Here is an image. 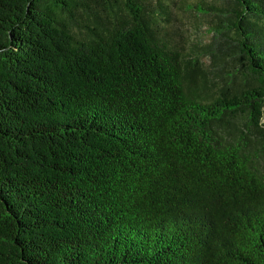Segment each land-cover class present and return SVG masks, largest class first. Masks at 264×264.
I'll return each instance as SVG.
<instances>
[{
    "label": "trees",
    "instance_id": "obj_1",
    "mask_svg": "<svg viewBox=\"0 0 264 264\" xmlns=\"http://www.w3.org/2000/svg\"><path fill=\"white\" fill-rule=\"evenodd\" d=\"M0 264H264V0H0Z\"/></svg>",
    "mask_w": 264,
    "mask_h": 264
},
{
    "label": "rangeland",
    "instance_id": "obj_2",
    "mask_svg": "<svg viewBox=\"0 0 264 264\" xmlns=\"http://www.w3.org/2000/svg\"><path fill=\"white\" fill-rule=\"evenodd\" d=\"M180 18V17H179ZM184 20H187V18H184L183 19V21ZM187 21H189V22H186V23H184V24H186V27H187V30L188 31H186V34H187V36H188V38L189 39H192V37H194V33H193V31L189 28L190 26H191V23H193V22H199L200 20L199 19H194V18H190V19H188ZM177 22V21H176ZM175 22V23H176ZM177 24V23H176Z\"/></svg>",
    "mask_w": 264,
    "mask_h": 264
}]
</instances>
